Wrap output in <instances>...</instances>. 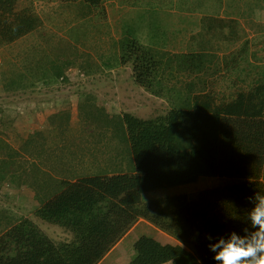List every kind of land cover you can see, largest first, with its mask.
<instances>
[{
    "label": "trees",
    "instance_id": "trees-1",
    "mask_svg": "<svg viewBox=\"0 0 264 264\" xmlns=\"http://www.w3.org/2000/svg\"><path fill=\"white\" fill-rule=\"evenodd\" d=\"M66 1L95 7L106 0ZM41 24L32 8L0 0V46ZM120 41L123 56L135 57L136 82L166 98L169 107L151 117L110 113L105 103L97 107L105 125H112L114 136L127 144L132 170L58 180V188L40 198L36 215L63 227L70 239L56 241L34 221L22 218L0 234V264H98L139 218L179 242L141 235L128 264H217L208 235L215 242L247 226L252 206L248 198L264 192V75L252 79L248 88L216 96L211 89L182 85L179 78L169 83L179 71H201L209 53L156 50L130 34ZM108 112L113 116L107 117ZM201 176L232 181L204 188L197 198L182 193L143 201L146 192L192 183Z\"/></svg>",
    "mask_w": 264,
    "mask_h": 264
},
{
    "label": "rangeland",
    "instance_id": "rangeland-1",
    "mask_svg": "<svg viewBox=\"0 0 264 264\" xmlns=\"http://www.w3.org/2000/svg\"><path fill=\"white\" fill-rule=\"evenodd\" d=\"M144 1L106 0L94 7L83 1L17 0L18 8H32L42 24L18 40L0 46V234L14 222L29 218L50 238L68 240L70 232L36 215L41 205L38 200L58 188L60 179L132 170L127 144L114 136L112 125H105L102 111L97 107L110 103V113L131 108L143 113L141 117L154 116L169 107L134 84L129 72L134 71L135 57H124L121 52L120 39L125 34L146 44L148 24L161 25L156 41L151 39L148 46L164 50L160 43L164 41L162 25L166 7L154 6L156 11L150 13L157 17L147 22L149 15H153L148 12L152 5ZM181 2L180 8L195 13L211 8L206 5L208 0ZM174 7L168 8L173 12ZM227 9H232L233 15L244 12L242 6L229 5ZM151 28L153 31L154 27ZM209 54L204 63L208 64L207 78L220 79L218 85L212 86L216 90L224 87L226 77L238 78L236 82L264 75L263 67L253 71L226 67L229 53L224 57L216 52ZM246 57L244 54L240 65H247ZM249 64L253 63L249 61ZM259 64L253 67L258 68ZM194 76L179 71L169 83L174 84L179 78L182 85L190 80L196 84ZM113 77V81L119 83L120 78L124 84L117 86L118 91L111 95L106 90L109 86L103 85L102 80ZM109 112L107 117H112ZM230 181L227 177L201 176L192 183L146 192L143 201L182 193L197 198L200 190ZM146 227L147 223H143L132 230L103 264H128L136 256L134 242L138 237L146 234L156 238Z\"/></svg>",
    "mask_w": 264,
    "mask_h": 264
},
{
    "label": "crops",
    "instance_id": "crops-1",
    "mask_svg": "<svg viewBox=\"0 0 264 264\" xmlns=\"http://www.w3.org/2000/svg\"><path fill=\"white\" fill-rule=\"evenodd\" d=\"M144 2H147L149 6L152 5L148 9L149 13L150 11H156V8L154 7L156 5H164V7H166L164 8V11L166 13H163V21H165V23L162 25L164 41L160 43L161 48L164 50L161 51L169 50L167 52L185 53L216 52L218 55H222L221 57H224V54L229 53V64H226V67L228 68L236 70H242L243 68H246L247 71L250 69H252V71L257 70L260 69V67L264 68V0H208L206 5H210L211 8L207 9V11H200L198 13H195L186 8H180L178 4L181 2V0H145ZM229 5L242 6L244 8V12H242L240 16L238 14L233 15L232 13H230L232 12V9H227V6ZM171 6H175L173 12L171 11V8H168ZM149 16L150 17H148L147 22H149L152 17L154 18V20L157 17L156 14ZM169 18H171L172 20L169 21ZM228 18H231L232 20H226ZM167 23L169 24V26L167 25ZM152 26L154 27L153 31L151 28ZM169 28L170 30H173L171 31V33H169ZM160 29L161 25L148 24V28L146 31L147 42L145 43L147 44L151 39H154L156 41V35L157 32L160 31ZM241 40L242 42H239ZM244 54L248 55V57H246V66L240 65V62L244 60ZM252 56H254L253 58L257 61H254ZM249 61L253 64H249ZM257 63H260V66L258 68H256L257 66H254V68L253 65H257ZM206 69H208L207 63L205 66H203L201 71L194 73V77H197V83L195 84L190 80V84L192 83L193 85H196L197 90H201L203 88H206V90L211 89L216 96H222L223 94L232 95L235 90L245 88L247 86V83L250 84L251 81H245L241 78V80L234 82L238 78H234L231 80L230 77H226L224 87L218 88L216 90L212 86L218 85V81L220 79L216 80L211 76L207 78V74L209 73L206 72ZM201 74L203 75L199 77V75ZM129 75L131 76L130 79L133 80L134 84L144 89L143 91H145L148 95H150L154 99L159 98L161 101L168 103L166 98L152 94L143 86L139 85L135 80L133 71H130ZM217 75L218 74H216V76ZM201 78H204L206 80H201ZM113 79L114 77L102 80L103 85L106 84L107 86H109V88L106 90L111 91L109 93L111 95H114V92L118 91L117 86L122 83L120 78L118 79L119 83L116 79L115 81H113ZM184 84L186 83L184 82ZM101 92L102 89L100 90V93ZM102 95H104V92L102 93ZM108 98V100L111 99L109 95ZM147 104L148 105L146 107L148 109L149 103ZM106 105H110V103H106ZM108 107L110 108V106ZM120 111H129L136 115H143V113L139 114L137 112H134L131 108H120ZM262 179L264 181V174ZM37 203L38 205L41 204L40 199ZM143 223H147L146 229L150 232H154L156 235V239L164 238L171 243L179 242L175 237L157 228L146 219L139 218L131 227V229H129V231L105 254V256L99 261L98 264H103L104 260L111 255V253L120 245L122 240L132 230Z\"/></svg>",
    "mask_w": 264,
    "mask_h": 264
},
{
    "label": "clouds",
    "instance_id": "clouds-1",
    "mask_svg": "<svg viewBox=\"0 0 264 264\" xmlns=\"http://www.w3.org/2000/svg\"><path fill=\"white\" fill-rule=\"evenodd\" d=\"M248 199L252 206L242 233L233 230L215 242L210 234L207 237L217 264H264V192L256 191Z\"/></svg>",
    "mask_w": 264,
    "mask_h": 264
}]
</instances>
